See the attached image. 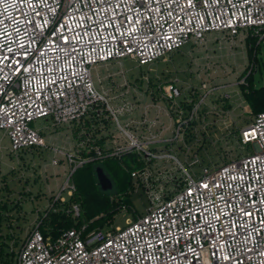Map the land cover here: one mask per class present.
<instances>
[{
    "label": "built area",
    "instance_id": "obj_1",
    "mask_svg": "<svg viewBox=\"0 0 264 264\" xmlns=\"http://www.w3.org/2000/svg\"><path fill=\"white\" fill-rule=\"evenodd\" d=\"M214 34L219 51L263 40L264 0H0V132L11 152L46 148L64 167L54 202L73 195L84 164L132 155L130 193L148 202L125 226L57 238L43 236L38 211L17 264H264V112L235 136L240 155L225 159L224 147L216 164L208 134L242 96H218L228 85L203 79L210 56L192 63L186 88L179 76L127 80L122 70L123 59L152 65ZM102 67L107 86L93 78Z\"/></svg>",
    "mask_w": 264,
    "mask_h": 264
},
{
    "label": "rangeland",
    "instance_id": "obj_2",
    "mask_svg": "<svg viewBox=\"0 0 264 264\" xmlns=\"http://www.w3.org/2000/svg\"><path fill=\"white\" fill-rule=\"evenodd\" d=\"M215 38V34L209 36L207 46L203 48L191 45L187 50L183 49L175 52L171 56L166 57L165 60H159L152 65L140 67L138 63L131 59H123L121 60V65L122 70L125 72V78L127 80H135L146 75L153 77L157 82L159 79L168 81L179 76L182 79L181 81L184 82L183 88H186L187 83L189 84L190 75L188 74L189 69L192 70V63L197 66H203L206 56H210V60L216 65L211 69L210 76H203V79L206 81H211L212 79L218 85H228L216 90L218 96L228 93L236 95L240 92L238 84L241 81V75L249 65L246 48L240 45L230 49L227 46L226 49L219 51L215 46ZM193 47H196V51H199V54L195 50V54L189 52L190 48ZM258 57L260 66L254 74L256 86H259L264 80V40ZM119 65V63H115L110 72H115ZM110 72L106 70V67H102L98 72H93V78L97 83V74H99L102 80L99 85L107 86L110 83V80L107 79ZM117 78L115 76L113 80H117ZM190 81L194 86H200V81L196 75H193ZM233 100L234 110L225 118L224 123H221L216 128H212L210 134H208L209 140H213L216 143L215 147L211 146L210 143H206L207 153L210 155L211 161L216 164L223 162L222 155L224 153L222 154L221 150H224V147L227 152L224 154L226 155L224 156L225 159L229 158V155L232 158L240 155L241 149L235 140L233 130L244 129L249 124L248 121L251 122L253 118L246 102L239 95L235 96ZM44 122V120L36 121L33 126L36 128L41 127ZM196 129L199 132L201 127L197 125ZM58 135L55 144L62 147L66 146L67 130L62 129ZM200 138H202V135H200ZM220 141L224 142V146L220 147ZM0 147V179L2 175H8L7 183L11 189L9 192L10 200L21 199L23 210L27 211L26 214H23L26 220L21 219L18 221L20 225L24 226V232L21 235L22 239H24L27 230L36 223L38 211L43 212L49 208L48 198L53 197L55 190L59 189L60 185L65 182L64 167H52L50 165L51 153L46 148L32 147L25 151L12 153L10 141L2 132H0ZM196 148L195 146L194 150ZM46 167L48 170H45ZM47 176L49 180L46 179ZM0 187H5V184L2 182ZM38 193H41V197L34 198ZM2 194L7 195L8 193L3 191ZM133 201L135 207L142 215L144 213V205L148 203L146 198L134 196ZM129 220H134L133 215L127 211H123L116 216L114 226H125ZM18 230L19 228L16 227L15 231L18 232Z\"/></svg>",
    "mask_w": 264,
    "mask_h": 264
},
{
    "label": "trees",
    "instance_id": "obj_3",
    "mask_svg": "<svg viewBox=\"0 0 264 264\" xmlns=\"http://www.w3.org/2000/svg\"><path fill=\"white\" fill-rule=\"evenodd\" d=\"M264 40V39H263ZM263 40L260 37L249 35L246 40V53L249 61L247 69L242 73L239 84L242 99L248 105L251 116L254 118L264 112V80L259 86L255 83V72L259 69V53ZM225 108H231L226 104ZM252 118V119H253ZM250 123V121H248ZM234 136L239 135V130H233ZM101 167L113 184L112 190L103 191L97 180L96 169ZM135 168L134 157L126 155L122 159L107 158L102 161H93L78 168L73 175L75 191L65 202H54L49 197L48 209L39 212V229L44 237L57 238L63 232L72 228H85V233L95 230L114 228L116 216L127 211L133 215L134 220L141 213L134 205L131 170ZM13 173V171H11ZM7 176L2 175L0 185V264H17L18 254L22 245L24 226L18 221L25 219L21 199L10 200V187ZM3 185V184H2ZM5 191L8 194H2ZM38 193L34 198H40ZM79 207V215L75 216L73 206ZM19 228L18 232L15 231Z\"/></svg>",
    "mask_w": 264,
    "mask_h": 264
},
{
    "label": "water",
    "instance_id": "obj_4",
    "mask_svg": "<svg viewBox=\"0 0 264 264\" xmlns=\"http://www.w3.org/2000/svg\"><path fill=\"white\" fill-rule=\"evenodd\" d=\"M96 176H97L98 184L103 191L112 190L113 184L111 180L106 176V174L104 173L101 167H98L96 169Z\"/></svg>",
    "mask_w": 264,
    "mask_h": 264
},
{
    "label": "crops",
    "instance_id": "obj_5",
    "mask_svg": "<svg viewBox=\"0 0 264 264\" xmlns=\"http://www.w3.org/2000/svg\"><path fill=\"white\" fill-rule=\"evenodd\" d=\"M188 48H189V46H188V47H185L184 50H187ZM43 125H44V124H43ZM43 125H42V126H43ZM42 126H41V127H42Z\"/></svg>",
    "mask_w": 264,
    "mask_h": 264
}]
</instances>
